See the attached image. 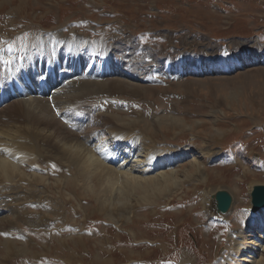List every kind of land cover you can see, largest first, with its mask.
<instances>
[{
    "label": "rangeland",
    "instance_id": "obj_1",
    "mask_svg": "<svg viewBox=\"0 0 264 264\" xmlns=\"http://www.w3.org/2000/svg\"><path fill=\"white\" fill-rule=\"evenodd\" d=\"M0 78V264H264V0H0ZM120 138L186 157L128 185Z\"/></svg>",
    "mask_w": 264,
    "mask_h": 264
},
{
    "label": "bare ground",
    "instance_id": "obj_2",
    "mask_svg": "<svg viewBox=\"0 0 264 264\" xmlns=\"http://www.w3.org/2000/svg\"><path fill=\"white\" fill-rule=\"evenodd\" d=\"M69 56V55H68ZM82 58V57H81ZM69 59V58H68ZM72 59V58H71ZM66 60V59H65ZM90 60V61H89ZM71 63V67L78 68L79 66H83L82 59H77V60H69ZM101 61L97 58V56H93L91 58H88V63L87 66H83L82 68H85L86 72L90 73L91 71L95 70V65L96 62ZM217 64V63H216ZM214 66H217V65ZM209 68L210 70L215 69V70H221L219 67H214ZM80 68V67H79ZM177 68L173 67L171 71L176 70ZM185 72V70H183ZM2 78V77H1ZM0 78V82H1ZM2 83V82H1ZM25 84H21L18 87H16L15 92L17 94L24 93L27 96H29L31 93L30 90L34 88V83L36 82H24ZM71 84V81H67L64 86H68ZM2 86V84H1ZM37 86V85H36ZM49 88V87H48ZM46 88L43 90L42 95H45L47 91ZM12 91V90H11ZM15 92H13L15 95ZM25 95V96H26ZM16 97V96H15ZM23 97V95H22ZM13 98V97H12ZM18 98V97H17ZM26 98V97H24ZM30 98L27 97L25 102H23L24 107H28L29 105V100ZM75 112H72V115H74ZM126 138H120L116 139L113 142V148L112 150H106L104 151V147L101 145H95L92 148L86 147V155L88 156L89 154H92L95 156L94 162L91 164L93 168L97 169H107V171L110 173L111 176L118 178L117 181H123L125 184L128 185H135L136 179H141V181H144L145 184H148L150 181L151 182H156L155 178L143 176L146 175L150 170H155L161 167H169L170 163H174L177 161H181L185 159L186 155H171L168 159L163 158V156H159V154H155L154 152L148 153V150H145L146 148L144 146H141L138 144L136 141H128L125 140ZM90 152V153H89ZM11 156L15 157L14 153L10 154ZM159 156V157H158ZM251 160V159H250ZM18 162H14L10 159L7 161L0 160V170L3 174H5L8 178L9 174L12 172L10 171L11 169H16V165ZM133 165V166H132ZM115 168H114V167ZM118 169V170H117ZM142 174V177H135V175L132 174ZM263 211V210H262ZM261 211V212H262ZM260 212V213H261ZM258 213V214H260ZM255 214V215H258ZM252 215V216H255ZM256 218L251 217V225L250 228L254 227V220ZM261 227H264V224L261 225ZM258 239H262V236ZM29 253L28 250L21 249V250H12V251H6V255L3 258H7L8 256H11L14 254L15 256H27ZM3 255V254H1ZM38 256V255H37ZM27 259V258H26ZM1 264H4L3 259H1Z\"/></svg>",
    "mask_w": 264,
    "mask_h": 264
},
{
    "label": "water",
    "instance_id": "obj_3",
    "mask_svg": "<svg viewBox=\"0 0 264 264\" xmlns=\"http://www.w3.org/2000/svg\"><path fill=\"white\" fill-rule=\"evenodd\" d=\"M251 213L258 214L264 210V186H254L250 193ZM233 205V197L227 191H217L210 196L208 203L209 213L212 217L221 218L227 215Z\"/></svg>",
    "mask_w": 264,
    "mask_h": 264
},
{
    "label": "snow or ice",
    "instance_id": "obj_4",
    "mask_svg": "<svg viewBox=\"0 0 264 264\" xmlns=\"http://www.w3.org/2000/svg\"><path fill=\"white\" fill-rule=\"evenodd\" d=\"M5 63H7V61H5Z\"/></svg>",
    "mask_w": 264,
    "mask_h": 264
}]
</instances>
